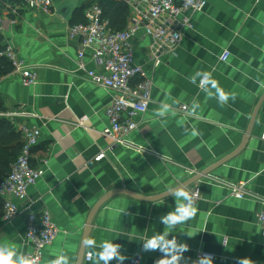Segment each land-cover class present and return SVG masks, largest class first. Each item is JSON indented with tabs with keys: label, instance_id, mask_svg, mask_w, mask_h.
<instances>
[{
	"label": "crops",
	"instance_id": "0c3cea01",
	"mask_svg": "<svg viewBox=\"0 0 264 264\" xmlns=\"http://www.w3.org/2000/svg\"><path fill=\"white\" fill-rule=\"evenodd\" d=\"M94 3L96 0H53L49 12L21 6L15 13L20 0H0L4 42L38 76L37 83L30 86L23 84L20 73L0 76L1 113L16 109L29 113L8 118L20 133L21 123L41 129L31 162L43 170L29 187L27 198L16 200L19 215L12 221L3 219L4 198L0 196V241L13 243L24 253L32 252L25 236L28 212L49 210L59 231L45 250L43 264L62 251L77 264L89 214L108 191L124 188L158 195L232 153L242 143L264 94V0H207L202 11L189 13L193 26L183 29L181 43L173 52L154 44L144 28L137 30L132 38L135 62L143 65L153 88L149 108L137 118L138 128L129 139L147 151L116 143L102 130L109 126L106 109L117 91L91 81L87 70L104 72L93 59L95 47L86 49V68L82 69L80 39L69 36V26L86 22V10ZM224 50L230 51L226 62L220 59ZM157 52L163 57L154 67ZM198 70L212 72L236 99L223 107L209 99L187 79ZM194 99L201 105L195 118L180 110L183 104L189 109ZM173 100L179 102L176 115H154L161 102ZM193 127L199 136L190 134ZM263 128L264 101L245 149L187 187L201 192L196 215L169 238L175 236L189 245L184 253L189 264L205 253L213 256V264H237L240 258H249L253 264L264 261L257 224L258 213L264 210ZM20 136L22 146V133ZM238 182H245V192L252 199L231 195L228 184ZM174 208L172 196L156 201L114 196L95 215L89 237L98 242L113 240L122 245V254L128 259L138 255L141 264H155L162 254L143 252V237L162 233L159 217ZM83 264L91 261L84 259Z\"/></svg>",
	"mask_w": 264,
	"mask_h": 264
},
{
	"label": "built area",
	"instance_id": "2783aa9c",
	"mask_svg": "<svg viewBox=\"0 0 264 264\" xmlns=\"http://www.w3.org/2000/svg\"><path fill=\"white\" fill-rule=\"evenodd\" d=\"M120 1L130 8V22L125 29L111 28L109 21L103 17V9L99 0H96V3L86 10V22L69 26V36L80 39L79 67L82 69L86 68L83 61L86 49L95 47L93 59L96 64L104 68V72L87 70L91 81L117 91V95L106 109L110 123L102 130V134L137 152H146L143 146L130 140L129 137L138 128L137 118L146 113L149 108L152 101L153 81L143 65L135 62L132 38L142 27L153 39L154 44L173 52L181 43L183 29L193 26L189 13L202 11L207 5V0ZM21 6L49 12L53 7V0H20V5L14 7V12L18 13L17 9ZM2 54L12 62L13 72L22 75L24 85L30 86L37 83V73L18 58L11 44L6 43ZM162 57L161 52L154 54V67L161 63ZM229 57L230 51L224 50L220 59L226 62ZM180 110L187 113L188 105H181ZM0 115L14 118L16 116L26 117L29 113L16 109L0 113ZM19 129L23 137L20 153L9 175L0 181V196L4 198L3 219L5 221H12L19 215L16 200H25L29 187L34 185L43 174L42 168L33 166L31 162L33 149L41 139V129L27 123H21ZM261 139L264 140V128ZM228 187L232 196L239 199H252L245 192V182L229 183ZM187 190L198 193L195 197V206H197L201 200L200 190L197 188H187ZM257 224L262 232L261 245L264 248V210L258 213ZM58 231L49 210L46 209L41 213L30 210L27 215L25 236L33 246V251L25 254L39 257V264H43L45 250L53 243ZM84 259L89 260L87 253ZM124 264H141V260L138 255H134ZM261 264H264V261Z\"/></svg>",
	"mask_w": 264,
	"mask_h": 264
},
{
	"label": "clouds",
	"instance_id": "9594fccd",
	"mask_svg": "<svg viewBox=\"0 0 264 264\" xmlns=\"http://www.w3.org/2000/svg\"><path fill=\"white\" fill-rule=\"evenodd\" d=\"M191 84L196 85L209 99H216L218 104L223 107L228 104L229 100L236 99L235 93L226 92L213 77L212 72L198 70L191 76L187 77ZM198 82V83H197ZM257 83H260L257 81ZM264 87V84H261ZM179 102L173 100L171 103L161 102L153 113L156 117L165 118L169 114L176 115L175 105ZM201 105L197 99H194L187 115L196 117ZM188 132L189 129L185 128ZM190 134L193 137L199 136L200 133L196 128H192ZM198 193L187 190V186L180 184L171 187L165 193L174 197L175 208L168 213L159 217V222L164 225L163 232H156L152 236L143 237L142 251L151 252L159 251L162 256L155 261V264H189L190 258L184 256L189 251V245L177 240L175 236L169 238L173 231L193 219L197 209L195 206V197ZM189 237L194 235L186 232ZM81 247L87 251V256L91 264H111L113 260L116 264H123L128 257L122 254V245L114 243L113 240L97 241L85 235L81 241ZM74 257L69 256L66 252H60L54 259H50L46 264H73ZM0 264H39V257L25 254L20 248L13 243L0 241ZM191 264H213L211 254H203L198 259L192 260ZM237 264H253L249 258H240Z\"/></svg>",
	"mask_w": 264,
	"mask_h": 264
},
{
	"label": "trees",
	"instance_id": "16d2710c",
	"mask_svg": "<svg viewBox=\"0 0 264 264\" xmlns=\"http://www.w3.org/2000/svg\"><path fill=\"white\" fill-rule=\"evenodd\" d=\"M103 9V17L109 21L110 27L123 30L130 17L129 6L120 0H99ZM6 47L4 37L0 33V76L13 71L12 62L2 54ZM4 111V100L0 95V113ZM21 133L16 131L11 120L0 115V181L11 172L12 165L21 150Z\"/></svg>",
	"mask_w": 264,
	"mask_h": 264
},
{
	"label": "water",
	"instance_id": "95a60500",
	"mask_svg": "<svg viewBox=\"0 0 264 264\" xmlns=\"http://www.w3.org/2000/svg\"><path fill=\"white\" fill-rule=\"evenodd\" d=\"M263 101H264V94L262 95L261 99L259 100V102L257 103V105L254 109L250 124L247 128V131H246V134L243 138L242 143L232 153H230L226 157L222 158L221 160L213 163L212 165H210L209 167H207L203 171L196 172V174L194 176H192L190 179H188L187 181H185L181 184L186 185L187 187L191 186L192 184L196 183L199 179H201L203 176H207L212 171H214L217 167L225 164L226 162H228L230 159H232L233 157H235L236 155H238L240 152H242L245 149V147L247 146V144L249 143V140L251 138L253 126H254L258 111H259ZM166 192L167 191L160 193L158 195L146 196V195H143V194L138 193L136 191L124 189V188H118V189H113V190L108 191L92 208V210L89 214L86 226H85L83 238L85 237V235H88V236L90 235L95 215L97 214L99 209L112 197L117 196V195H126V196H130V197H133V198H136L139 200L156 201V200L165 198L167 196H170V195H165ZM85 254H86V250L81 247L80 252H79V256H78V260H77V264H83L84 263Z\"/></svg>",
	"mask_w": 264,
	"mask_h": 264
}]
</instances>
